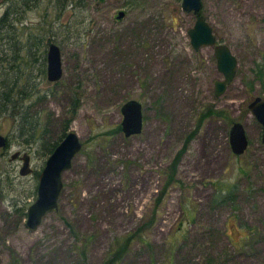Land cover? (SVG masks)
<instances>
[{
  "label": "rangeland",
  "instance_id": "rangeland-1",
  "mask_svg": "<svg viewBox=\"0 0 264 264\" xmlns=\"http://www.w3.org/2000/svg\"><path fill=\"white\" fill-rule=\"evenodd\" d=\"M125 1L84 0L59 14L54 0H41L18 22L45 37L41 56L50 38L62 51L61 81L34 77L35 94L48 97L32 110L50 120L57 137L78 98L70 130L83 149L64 172L58 208L34 230L12 203L24 198L48 157L17 141L0 149V166L9 164L14 178V190L0 192V264H106L123 244L128 250L116 264H264V145L262 126L248 109L255 97L264 99L253 71L264 55V0H201L200 14L237 59L235 77L220 96L214 95L222 75L212 48L190 44L194 13L182 11L179 0H144L128 11ZM23 69L38 74L36 67ZM132 99L143 105L144 128L128 137L117 127ZM207 108L226 111L229 120H204L177 164L182 184L161 193L162 171ZM234 121L249 140L240 156L229 145ZM12 122L3 120L0 134L7 137ZM17 151L32 156V174H20V159L8 162ZM221 181L236 185L235 200L217 207ZM250 226L257 232L246 238Z\"/></svg>",
  "mask_w": 264,
  "mask_h": 264
},
{
  "label": "trees",
  "instance_id": "trees-1",
  "mask_svg": "<svg viewBox=\"0 0 264 264\" xmlns=\"http://www.w3.org/2000/svg\"><path fill=\"white\" fill-rule=\"evenodd\" d=\"M4 1V3L8 2V5L5 13L0 16V123L7 118H11L13 121L11 130L7 136V146L5 149H9L12 146V142L17 141L21 148L30 150L31 152L36 149L39 156L42 155L44 158H47L71 131L70 124L80 108V100L76 97L73 99L72 103L69 105L68 118L61 121L59 125L58 131H60V134L57 137L52 136L51 133L54 131L48 125L50 120L44 118L43 122L41 113H35L34 110H32L35 104L48 97V93L44 95L35 94L36 84L34 83V77L40 76L43 78L45 75L47 76V54L44 51L43 53L45 55L41 56L42 49L40 50L45 37L37 39L38 37L33 31L27 33V30H25L26 27H19L18 23L26 18L25 15L28 10L37 8L41 0ZM180 1L181 0H179V2ZM54 2L59 14H63L71 6L75 9L77 6H83L85 4L84 0H54ZM143 6L144 0H126L124 5L127 11ZM30 40H33V42ZM8 52H11V54L7 55ZM24 66L30 68V70L36 67V69H38V74L35 75L33 70H24ZM253 71L256 81L260 82L262 91H264V55L261 61L255 64ZM48 116H50V114H48ZM210 116L229 120L224 110L207 108L204 112L200 113L197 117V127L187 135L182 148L174 156L168 168L162 171L164 183L161 193L166 192L167 186L170 184H182V180L176 175L177 164L182 154L188 150L191 141L198 134L204 120ZM117 130H122L121 125L117 127ZM4 152L2 155L5 154ZM8 162H10V159ZM8 166L9 164L6 162L4 165L0 166V192L3 195L4 191H10L14 188L9 186H13L14 178L11 177L10 171L7 170ZM37 174L35 181L27 188L28 190L26 189L24 192V198L12 203L14 210L20 213V215H25V217H27L28 197H36L37 194ZM6 181L8 184H5ZM235 190L236 185L228 187L221 181V185L217 188L216 194L213 197L214 204L219 207L221 204L234 201ZM253 232H257L256 228L252 226L248 227L245 237L248 238ZM253 241L254 240H252V242ZM127 250L128 248L123 244L122 247L116 251L117 253L108 259L106 264H116L123 256L122 254ZM16 264L19 263L17 262Z\"/></svg>",
  "mask_w": 264,
  "mask_h": 264
},
{
  "label": "water",
  "instance_id": "water-1",
  "mask_svg": "<svg viewBox=\"0 0 264 264\" xmlns=\"http://www.w3.org/2000/svg\"><path fill=\"white\" fill-rule=\"evenodd\" d=\"M105 0H98L99 4ZM181 9L196 15V21L188 30L190 44L194 50L202 46L211 47L216 60L218 72L222 79L214 83V95L220 96L232 82L236 74L237 59L230 48L217 41L211 26L200 14L201 0H181ZM125 11H120L117 18L122 19ZM47 50V80L51 83L61 81L64 76L62 51L60 46L51 38L48 39ZM248 109L256 121L262 126L261 143L264 145V99L255 97L248 104ZM122 131L126 136L142 133L144 128L143 105L138 100H129L122 107ZM229 145L235 156L242 155L248 148L249 140L244 125L239 121L232 122L229 129ZM7 146V137L0 134V149ZM83 142L79 135L70 131L59 143L53 153L47 158L44 168L38 174L37 194L32 203L28 205L26 226L37 229L47 212L57 209L59 197L64 187V172L71 168L74 158L82 151ZM31 155L28 152L17 151L11 155L10 162L17 159L22 161L21 175L33 172Z\"/></svg>",
  "mask_w": 264,
  "mask_h": 264
}]
</instances>
